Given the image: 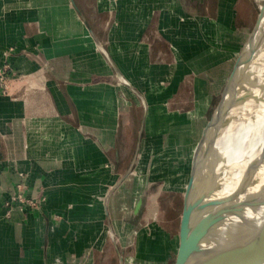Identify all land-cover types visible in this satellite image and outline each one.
I'll list each match as a JSON object with an SVG mask.
<instances>
[{
    "label": "crops",
    "instance_id": "0c3cea01",
    "mask_svg": "<svg viewBox=\"0 0 264 264\" xmlns=\"http://www.w3.org/2000/svg\"><path fill=\"white\" fill-rule=\"evenodd\" d=\"M231 11L237 23L238 0H0V68L9 64L13 74L10 93L0 94V264H94L106 245L105 197L130 166L144 106L96 39L147 104L139 155L181 65L195 73V58L210 57L189 45L193 21L216 22L220 36L210 42L226 60L229 37L237 45L247 28L229 20ZM173 127L166 132L174 137ZM190 144L187 182L199 154V142ZM216 149L226 179L227 151ZM19 183L45 200L7 217L4 202Z\"/></svg>",
    "mask_w": 264,
    "mask_h": 264
},
{
    "label": "rangeland",
    "instance_id": "374dc122",
    "mask_svg": "<svg viewBox=\"0 0 264 264\" xmlns=\"http://www.w3.org/2000/svg\"><path fill=\"white\" fill-rule=\"evenodd\" d=\"M234 1L231 0V5ZM238 6L242 11L237 23L234 12L231 11L228 18L238 28H246L250 25L255 12V2L238 0ZM193 24L195 27L190 32L195 31L197 39L196 42L189 43L190 47L198 54L204 49H209L210 57L195 58V73L181 65L177 83L173 85L174 90L169 88L167 92L163 91L168 99L159 102L163 112L156 115L154 129L148 130L146 138L143 139L133 170L111 197V220L118 246L124 255V264H172L178 243V223L186 238L185 252L195 244L204 231L200 196L189 188L191 183L187 182L189 154L191 156L195 148L193 145L190 149V143H196L201 136L233 65L238 44L230 42L229 37L228 58L219 59L218 46L210 42L220 36L216 22L200 18L193 21ZM185 32L189 31L186 29L183 34H187ZM200 33L202 39L198 36ZM183 46L185 48L187 44ZM232 49L234 50L231 53ZM256 65L257 63L251 66V73ZM204 68L207 77H210L209 81L203 78L205 71L200 72ZM247 94L241 97L238 107L232 111L230 121L222 129L216 142L221 153L223 150L227 151L229 162L241 124L247 122L245 117L248 107V104H245ZM173 123V128H179L178 137L166 132L168 129L171 130ZM153 134L155 137L152 138ZM131 156L125 155L126 163ZM124 167L115 172L116 180L124 173ZM140 194H143V204L139 215L133 216L132 210ZM101 242L106 245L98 253L94 252V264H119L107 230H102Z\"/></svg>",
    "mask_w": 264,
    "mask_h": 264
},
{
    "label": "water",
    "instance_id": "95a60500",
    "mask_svg": "<svg viewBox=\"0 0 264 264\" xmlns=\"http://www.w3.org/2000/svg\"><path fill=\"white\" fill-rule=\"evenodd\" d=\"M254 2L256 7L250 25L239 40L233 65L198 140L199 194L204 217L202 247L194 258L185 259L186 238L178 223V243L172 264H264V164L254 170L247 186L238 180L234 188L225 191L222 185L223 168L217 167L219 162H223V157L216 149V140L230 121L231 113L238 107L241 97L260 81L257 76H251V66L259 63L264 67V61L261 59L264 55V0ZM96 43L115 69L118 81L129 86L144 106V116L130 166L111 187L104 201L108 234L118 263L124 264V255L118 246L109 218L107 200L132 171L136 162L147 104L144 97L115 68L104 46L97 39ZM146 184L147 181L145 186ZM142 204L143 194H140L132 211L133 216L138 215Z\"/></svg>",
    "mask_w": 264,
    "mask_h": 264
},
{
    "label": "bare ground",
    "instance_id": "6f19581e",
    "mask_svg": "<svg viewBox=\"0 0 264 264\" xmlns=\"http://www.w3.org/2000/svg\"><path fill=\"white\" fill-rule=\"evenodd\" d=\"M264 61V55L261 58ZM260 80L258 85L252 88L246 98L248 104L245 117L247 122L241 124L236 136L235 146L230 159L229 174L222 177L223 190L229 191L240 180L247 186L256 168L264 164V67L257 63L252 76ZM189 188L199 196L198 160L192 173ZM199 196L197 198L199 199ZM197 199V200H198ZM200 200V199H199ZM201 203V201H199ZM203 216V215H202ZM204 218V217H203ZM204 230V226L202 227ZM204 239V231L195 244L184 253L185 259L194 258L201 250Z\"/></svg>",
    "mask_w": 264,
    "mask_h": 264
},
{
    "label": "built area",
    "instance_id": "2783aa9c",
    "mask_svg": "<svg viewBox=\"0 0 264 264\" xmlns=\"http://www.w3.org/2000/svg\"><path fill=\"white\" fill-rule=\"evenodd\" d=\"M12 72L9 64H4L0 68V94L8 95V81L12 77ZM16 192L10 196L5 202L6 216L9 217L14 209H23L24 207L38 208L45 200L44 197L32 198L26 196L23 192L22 184L15 185Z\"/></svg>",
    "mask_w": 264,
    "mask_h": 264
},
{
    "label": "trees",
    "instance_id": "16d2710c",
    "mask_svg": "<svg viewBox=\"0 0 264 264\" xmlns=\"http://www.w3.org/2000/svg\"><path fill=\"white\" fill-rule=\"evenodd\" d=\"M237 132V131H236ZM223 136H227V134H222Z\"/></svg>",
    "mask_w": 264,
    "mask_h": 264
},
{
    "label": "flooded vegetation",
    "instance_id": "af4514ba",
    "mask_svg": "<svg viewBox=\"0 0 264 264\" xmlns=\"http://www.w3.org/2000/svg\"><path fill=\"white\" fill-rule=\"evenodd\" d=\"M142 207V206H141ZM141 210V209H140ZM139 213H140V211H139ZM139 213H138V215H139Z\"/></svg>",
    "mask_w": 264,
    "mask_h": 264
}]
</instances>
